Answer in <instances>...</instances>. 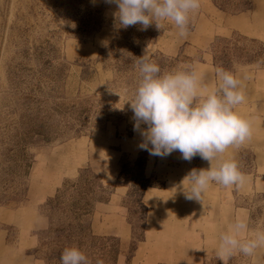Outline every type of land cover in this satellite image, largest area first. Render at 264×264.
I'll list each match as a JSON object with an SVG mask.
<instances>
[{
	"label": "rangeland",
	"instance_id": "1",
	"mask_svg": "<svg viewBox=\"0 0 264 264\" xmlns=\"http://www.w3.org/2000/svg\"><path fill=\"white\" fill-rule=\"evenodd\" d=\"M208 1L190 15L192 37L167 56L152 46L169 34V21L161 30L123 28L115 4L104 0H0V264L22 253L55 264L47 232L72 224L74 210L84 235L97 203L117 185L125 187L127 246L117 235L93 234L79 250L91 264H112L117 242L123 264H131L148 212L143 193L157 186L144 173L154 156L132 148L127 102L138 84L136 58L146 51L162 73L205 62L233 74L264 71V0ZM234 205L247 211L246 238L264 231V193L236 194ZM228 264L253 262L234 253Z\"/></svg>",
	"mask_w": 264,
	"mask_h": 264
},
{
	"label": "clouds",
	"instance_id": "2",
	"mask_svg": "<svg viewBox=\"0 0 264 264\" xmlns=\"http://www.w3.org/2000/svg\"><path fill=\"white\" fill-rule=\"evenodd\" d=\"M115 4L114 14L121 27L152 25L158 30L164 22L174 25L177 42L190 35V15L199 10L201 0H104ZM138 84L127 102L133 112V131L139 132L141 150L152 156L166 157L179 151L181 158L191 161L199 156L209 163L207 169H192L184 180L187 200L202 201L204 192L213 184L222 187H243L248 177L234 158L223 159L229 148H238L252 136L251 121L238 114L236 107L246 102L241 79L217 67L218 85L209 88L202 76L185 65L181 70L163 72L158 63L145 51L135 60ZM141 125L146 127L141 128ZM151 145V147H149ZM250 231L246 218L230 222L227 231L218 236L217 256L228 264L234 253L261 264L260 250L264 249V231L253 238L241 239ZM59 264H91L88 257L73 246L65 248ZM96 264H103L97 260Z\"/></svg>",
	"mask_w": 264,
	"mask_h": 264
},
{
	"label": "crops",
	"instance_id": "3",
	"mask_svg": "<svg viewBox=\"0 0 264 264\" xmlns=\"http://www.w3.org/2000/svg\"><path fill=\"white\" fill-rule=\"evenodd\" d=\"M201 2L209 4L208 0ZM204 11V9L199 11L196 22L205 18ZM169 24V34L164 36L163 40L160 39L159 44L155 42L156 46H152L159 48L160 51L163 49V54L167 56L178 53L181 44L173 35L174 25L171 22ZM191 33L192 31L188 39L192 37ZM192 68L202 76L209 88L218 85L219 81L211 63H195ZM234 75L241 79L246 93V102L238 105L235 111L251 121L252 136L238 148H229L222 158H234L240 170L248 177L247 183L240 188L235 186L225 188L213 183L204 192L201 203L187 200L184 192L188 188V183L184 178L192 169L209 168V163L199 156L190 162L185 161L179 151H174L163 158L148 157L144 173L157 186L147 187L143 193L142 200L147 202L148 212L143 238L136 243L131 264H206L211 259L223 263L217 256L220 232L227 231L228 224L237 218L247 219L245 208L235 209V195L246 197L264 193V71H241ZM132 137V148L134 152H138L141 150L139 144L142 137L135 131ZM109 182L111 180H104V183ZM124 191V186L117 185L107 201L97 203L89 217L88 226L91 235H117L122 248L127 246L131 238V228L123 219V211L119 205ZM245 238L246 234L241 237ZM120 247L118 248L121 253L112 264H123L124 258ZM9 264L47 262L37 255L22 253L14 257L12 262L9 261Z\"/></svg>",
	"mask_w": 264,
	"mask_h": 264
},
{
	"label": "trees",
	"instance_id": "4",
	"mask_svg": "<svg viewBox=\"0 0 264 264\" xmlns=\"http://www.w3.org/2000/svg\"><path fill=\"white\" fill-rule=\"evenodd\" d=\"M71 213H72L71 214L72 224H70L68 222L67 226H65L64 228L53 229V230H49V232H47L49 234V236L50 235L54 236V240L52 242H47V244L49 246L53 245L51 243L55 244L53 246H55L54 248H56V250H54V252H52L56 255V257H54L55 260H57L55 264H59L60 255L65 248H69V247H73V246H75V247L78 246L77 248H79L82 245H85V242L88 243V241L90 242L94 238L93 235H91L89 233L88 228L86 229L84 235L81 233V229L76 230L79 227L78 222L80 220V214L77 212H74V210H72ZM74 232L77 234V238L73 237L72 234ZM79 237H81L82 239H80ZM139 239L141 240L142 237H139ZM135 245L136 244H133V247L129 250L130 256H133V254L135 252V250H134ZM113 248L114 249H112L110 251H112V253H114V255L116 257L117 255H119L121 253L119 248H118L117 242H115V244H113ZM47 264H50V263H47Z\"/></svg>",
	"mask_w": 264,
	"mask_h": 264
}]
</instances>
